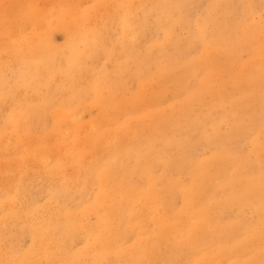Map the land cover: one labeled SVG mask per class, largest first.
<instances>
[{"label":"bare ground","instance_id":"6f19581e","mask_svg":"<svg viewBox=\"0 0 264 264\" xmlns=\"http://www.w3.org/2000/svg\"><path fill=\"white\" fill-rule=\"evenodd\" d=\"M259 1L206 0L219 16L202 42L179 39L196 19L191 0H74L53 11L31 1L19 10L15 38L0 46V154L34 144L12 156L15 189L0 186V264H264V163L244 151L264 134V64L253 46L264 33L239 18L264 8ZM184 42L203 51L186 61L175 54ZM244 50L260 67L247 95L213 92L209 56L237 63ZM125 78L137 87L128 98ZM154 84L180 106L149 119L138 102L161 97L141 94ZM178 123L188 136L168 139ZM193 143L212 155H196ZM25 160L51 172L43 204L27 205ZM249 202L258 204L254 221L242 210ZM22 236L36 246L17 250Z\"/></svg>","mask_w":264,"mask_h":264},{"label":"rangeland","instance_id":"374dc122","mask_svg":"<svg viewBox=\"0 0 264 264\" xmlns=\"http://www.w3.org/2000/svg\"><path fill=\"white\" fill-rule=\"evenodd\" d=\"M31 1H34L35 3L39 4V6L43 8L51 9V11H53L57 6H63L67 4L71 5L74 3V0H0V25H2L6 29L3 32L0 30V46H3L4 43L8 42L10 39L15 38L16 36L15 34L18 29V22L16 20L17 13L19 12L21 8H23L25 5H27ZM82 1L85 7H88L94 3L93 0H82ZM254 1L261 3L259 0H254ZM191 2H192V16L196 19L194 23L191 25L192 27L191 26L188 27V25H186L181 29L182 31L180 30L178 31L179 39L181 41H185L188 35L190 36L196 35V36H199V37H196L197 42H202V36L205 37L208 34L209 30L211 29V28H204V25L207 22H209L210 19L217 18L219 16V13H218V10L210 11L208 9V6L206 5V0H194V1L191 0ZM234 4L235 6H238L239 4L238 0H234ZM261 4L258 6H255L256 12L253 15L247 16V17H239V18L241 20L246 21V23L249 25H255L259 27L261 30L260 32L264 33V8H262ZM225 13H226L225 15L226 18L232 21L234 13H228L227 11H225ZM186 27H188V29ZM62 32L63 31H61L60 28L58 31H57V28L53 30V38L57 43H61L63 41ZM24 34L30 37L32 35V31L28 28L24 29ZM215 46L216 48L220 47L221 51H225L224 49L225 47L222 46L221 43L220 44L215 43ZM253 46H259L258 51H260V58L264 64V35L257 42H255ZM198 50H199V47L197 45L191 47V45L188 42H184L182 46H180L175 51V54L177 56L187 57L186 58V61H187L188 59L201 54V52L203 51L202 50L198 52ZM221 51L218 52V54L216 53L215 56H212V55L209 56L210 62L213 63L215 67V69L213 70L214 75H213V82H212V91L215 93H220L221 96H223L224 94L225 97L231 96V98H234L236 100H241L247 95L246 93L247 89L250 90L249 86H250L251 80L255 79L256 76H258L257 73H259L260 67L258 66V63L254 64V62L250 60V51L248 50H244L240 53L239 57L237 58V63L231 62L230 64H228L229 59L226 61L227 56H225V54H223ZM244 63L246 64L244 65ZM262 67H264V65ZM125 80H128V79L125 78ZM262 80L264 82V78H262ZM136 90H137L136 84H131V82L128 80L125 86L122 87L121 89L120 97L128 98L133 92H136ZM153 91L155 92L156 95H161V97L163 98L161 97L157 98L155 99L156 100L155 102H152L151 98L147 97L146 99L138 102L139 105L141 106V109L145 108L146 106L148 107L149 119L157 115L158 111H167V110L170 111L171 108H173L174 104H176V107L180 106L179 100L175 98V96L172 93H169L165 96L166 92L162 90L161 84H154L153 88L149 87L148 89L144 90L141 94L142 95H153ZM255 104L256 103H253V105ZM204 116H207V111L198 114L197 118L200 121H202L204 119ZM85 117L89 118V113H86ZM134 118L136 121V117ZM146 119H147L146 117L139 119L138 122H144ZM172 119L174 118H171V120ZM86 121L87 120H85L84 122ZM243 122H244V125L247 126L249 129H255L256 127V124H251L248 118L244 117ZM262 123H264L263 119H262ZM228 128H229V124H224L223 130L225 131ZM144 129L147 130V125L144 126ZM169 133H170V137H168V139L176 140V141H180L181 139L188 136V132L185 130V127L183 126L182 123H178L174 128H171ZM250 136L251 135H247L248 139H250ZM248 142L246 144V147L244 148V151L247 154H249L251 162L253 164H256L257 160H260L261 162L264 163V157H263L264 156V134L263 133L259 134L256 145L248 143ZM30 143L34 144L33 141L32 142L27 141L28 147L32 146V144L29 145ZM27 146L24 147L23 149H18L16 151H10V153H7L5 155L0 154L1 155L0 162L2 164L4 163L3 165L0 164V166L2 165L0 167L1 168L0 178L2 177L3 182H4L3 183L2 180L0 179V186L2 185L1 187L4 188L5 190L13 191L15 189L14 187L15 185H12L10 183L15 178H18L19 168L16 169L17 164L15 163L16 162L15 160H12V156L14 158L17 157L18 159L20 155H23V156L26 155L29 150ZM193 146L196 148L195 153L198 156L200 155L203 158L208 159V157L212 155L211 154V151L213 149L212 146L210 148L208 147L202 148V146L194 144V143H193ZM53 154H56V152L54 151ZM13 165L15 166V168H13L14 167ZM41 167L42 166L36 163V161L34 160L33 161L25 160L24 162V168L27 170V173L30 174L31 172L32 174V178H31L32 181H30L29 183L24 182L23 186L25 187L22 189L24 192V195H26L28 198L27 205H30L31 204L30 200H33V199L34 201H36V204L44 203L43 202L44 195H43L42 187L43 186L45 187L47 185L46 181L49 177H51V172L47 174L42 173L44 170H42ZM38 171L39 172L42 171V172L39 173ZM41 175H43V178L45 176V178L43 179ZM188 179L189 178L187 175L182 176L183 182H187ZM5 184L7 186H3ZM13 184H16V183H13ZM27 198L25 197L26 200ZM247 204L246 206H244V209L242 208V210L245 213V217L247 219H249L250 221H254L257 217L256 215L258 214V204H255V202H249ZM232 212H233L232 210L226 209L224 212H221L220 215L226 217V216L231 215ZM46 213L47 211L44 209L41 212V215L45 216ZM12 232L14 233L16 231L13 230ZM19 242H20L19 246H16L17 250L26 249L30 245H31V248L36 246V245H32V242L29 236H22ZM9 244L10 242H7V245ZM51 244L52 243H48L47 247L51 246ZM81 245H82L81 241H77L74 248H79L81 247ZM93 248L94 246L92 247V249ZM36 260H37L36 257H33V258L30 257L26 261H24L22 264H38ZM44 263L45 262H43L42 264ZM133 264H137V263L135 262ZM159 264H166V262L159 263Z\"/></svg>","mask_w":264,"mask_h":264}]
</instances>
